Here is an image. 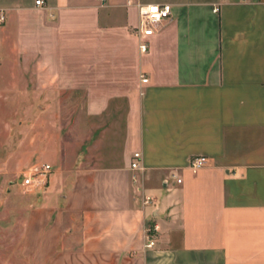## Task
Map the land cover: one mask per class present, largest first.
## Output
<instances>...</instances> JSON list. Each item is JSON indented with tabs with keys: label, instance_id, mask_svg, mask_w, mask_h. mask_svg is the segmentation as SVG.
Instances as JSON below:
<instances>
[{
	"label": "crops",
	"instance_id": "1",
	"mask_svg": "<svg viewBox=\"0 0 264 264\" xmlns=\"http://www.w3.org/2000/svg\"><path fill=\"white\" fill-rule=\"evenodd\" d=\"M45 1L0 0V264H264V0Z\"/></svg>",
	"mask_w": 264,
	"mask_h": 264
},
{
	"label": "built area",
	"instance_id": "2",
	"mask_svg": "<svg viewBox=\"0 0 264 264\" xmlns=\"http://www.w3.org/2000/svg\"><path fill=\"white\" fill-rule=\"evenodd\" d=\"M104 1V0H99ZM36 4L39 6H45V0H36ZM220 3L216 4L213 8L215 12L220 10ZM140 25L137 28L136 35L139 38V47L141 52L146 53L149 51L150 42L149 38L155 33V28L163 20L169 18L172 13V5L169 3H150V4H140ZM6 21V14L0 11V24ZM148 78L143 77V82H147ZM142 154L136 152L133 155L131 161V169L133 170V182H138V171L143 169L142 167ZM208 163V157L205 155L194 156L190 159V167L199 169L204 167ZM53 171V167L49 163H40L28 167L23 171L20 184L28 192H43L47 189L49 184L50 175ZM173 178H177V182H181V178L177 177V174H172ZM153 203V197L150 195H145L144 204L149 205ZM159 224L148 228L147 233V247H153L155 245V235L159 231Z\"/></svg>",
	"mask_w": 264,
	"mask_h": 264
},
{
	"label": "rangeland",
	"instance_id": "3",
	"mask_svg": "<svg viewBox=\"0 0 264 264\" xmlns=\"http://www.w3.org/2000/svg\"><path fill=\"white\" fill-rule=\"evenodd\" d=\"M73 108L74 107H72V106L65 107V109H66V116H65L66 121H65V124L68 125V126H70L69 121H70V116H71Z\"/></svg>",
	"mask_w": 264,
	"mask_h": 264
}]
</instances>
